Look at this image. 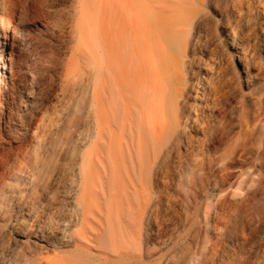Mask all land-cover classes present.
I'll use <instances>...</instances> for the list:
<instances>
[{
  "label": "bare ground",
  "instance_id": "bare-ground-1",
  "mask_svg": "<svg viewBox=\"0 0 264 264\" xmlns=\"http://www.w3.org/2000/svg\"><path fill=\"white\" fill-rule=\"evenodd\" d=\"M0 264H264V0H0Z\"/></svg>",
  "mask_w": 264,
  "mask_h": 264
},
{
  "label": "rangeland",
  "instance_id": "rangeland-1",
  "mask_svg": "<svg viewBox=\"0 0 264 264\" xmlns=\"http://www.w3.org/2000/svg\"><path fill=\"white\" fill-rule=\"evenodd\" d=\"M34 37H38L39 36L37 34L34 35ZM47 37V36H46ZM47 39L49 40V44L52 46V48L54 50L57 51V53H59V62L56 64V66H54L51 70V77L49 79V81H46L45 83H43L42 88L38 89L36 92V105L38 106L39 109V113L41 114L42 112L48 113L54 110L55 106L57 105V95H58V82L60 77L63 75L64 73V65L67 62L68 59V55H67V44L59 41V39L54 38V37H47ZM35 43L33 42V44H30V46H33ZM36 45L39 47L40 45H38L36 43ZM48 45V44H47ZM28 46V47H30ZM31 50L30 48H25L24 50H22V52H20L21 50L19 49V47L17 45L14 46L13 49H11V51L9 52V56L12 59L13 65H14V82H15V89L18 91V89L24 85L25 83V76H24V72L22 69H20L22 66L24 67V65L26 63H28L29 65H33L34 64V58H37V55L35 53V51H33L34 49L32 48V52L31 55H29L30 59L29 61L25 62V57L27 56V51ZM24 57V58H23ZM23 62V63H22ZM21 64V65H20ZM217 140V141H216ZM214 142V146L212 145L211 147L208 148L209 151H213L215 150V145H219V138H217ZM213 149V150H211ZM214 152V151H213Z\"/></svg>",
  "mask_w": 264,
  "mask_h": 264
}]
</instances>
